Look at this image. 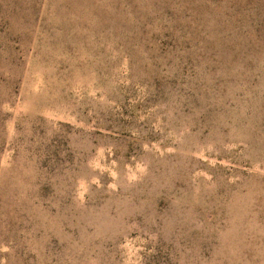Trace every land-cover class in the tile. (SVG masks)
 Segmentation results:
<instances>
[{"label": "rangeland", "instance_id": "obj_1", "mask_svg": "<svg viewBox=\"0 0 264 264\" xmlns=\"http://www.w3.org/2000/svg\"><path fill=\"white\" fill-rule=\"evenodd\" d=\"M0 264H264V0H0Z\"/></svg>", "mask_w": 264, "mask_h": 264}]
</instances>
